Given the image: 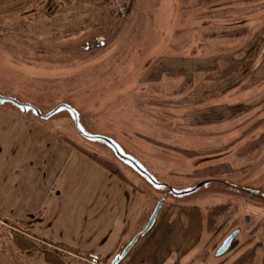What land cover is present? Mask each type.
<instances>
[{"label": "rangeland", "instance_id": "374dc122", "mask_svg": "<svg viewBox=\"0 0 264 264\" xmlns=\"http://www.w3.org/2000/svg\"><path fill=\"white\" fill-rule=\"evenodd\" d=\"M103 2L53 0L61 5L58 15L42 8L36 16L1 17L0 94L43 113L68 103L86 130L112 138L172 187L226 179L264 192V0ZM118 3L124 14L116 12ZM228 24L244 32L224 35ZM203 34L211 39L205 47ZM206 81L212 82L209 93L198 86ZM102 175L137 194L130 219L137 235L163 193L147 187L106 147L83 140L68 114L42 121L0 107L1 264H44L50 250L57 264H93L91 252L48 241L29 242L31 248L19 252L12 229L43 235L46 224L27 231L2 209L10 214L14 207L22 217L31 210L55 214L61 202L62 215L50 232L69 240L83 227L84 201L110 192ZM183 203L202 213L199 264H235L246 253H253L252 264H264L263 201L214 188ZM89 212L87 236L100 231L101 239L112 216L103 217L104 209ZM235 229L232 247L215 258ZM126 238L107 260L97 258L99 264H110L132 239Z\"/></svg>", "mask_w": 264, "mask_h": 264}, {"label": "crops", "instance_id": "0c3cea01", "mask_svg": "<svg viewBox=\"0 0 264 264\" xmlns=\"http://www.w3.org/2000/svg\"><path fill=\"white\" fill-rule=\"evenodd\" d=\"M103 179L101 184L105 185L110 192L101 196L98 194L95 198L92 196L88 197L84 201L81 211L83 220L81 224L83 227L75 235L72 234L69 240L66 239L67 237H65L63 232H50L52 227L56 225L59 215H62L61 202H59L60 206L56 209L55 214H47L46 212L43 214L41 211L31 210L23 217L15 215L14 207L10 214L4 207L2 210L6 215L10 216L12 221L19 226L26 225L27 231H34L33 229L40 228L37 225L46 224L43 227L45 229L43 235L33 234V232H31V235L17 229H12V231L17 232V235L10 234V239H13L12 243L15 249L19 252H24L26 251L25 249L31 248L29 242L38 245L39 243L43 244L45 241H48L54 245L77 247L80 251L91 252L92 255H95L101 260H107L114 255L123 239L127 237L126 239L129 241L136 234L130 228V219L133 216L132 211L134 209H131V205L136 202L137 194H132L130 189L120 181L113 179L110 175L103 176ZM53 194L56 201L62 200V195L58 191ZM6 200H9V198ZM21 208L25 210L27 204H22ZM93 208H96L97 212L99 209H104L103 217L112 216L109 219V222L112 221L107 232L101 239L100 231H91L87 236V229L90 222L89 211ZM135 212L137 211L135 210ZM98 223L99 221H94L92 224L97 225ZM62 227V224H60L59 228ZM33 235L39 237V239H35ZM201 235L202 213L198 206L192 205L191 203L189 204L188 211L184 213L180 203L166 202L152 230L138 240L136 246L123 259L122 264H142L144 261H147L148 264H199L197 260L202 246ZM19 238L27 240L28 243L24 245L20 244V242L16 243V241H20L18 240ZM94 240H99L98 245L92 244ZM48 246L51 249L58 250L57 247ZM48 252L43 255V263L57 264L53 256L54 253L51 250ZM1 262L0 259V264Z\"/></svg>", "mask_w": 264, "mask_h": 264}, {"label": "water", "instance_id": "95a60500", "mask_svg": "<svg viewBox=\"0 0 264 264\" xmlns=\"http://www.w3.org/2000/svg\"><path fill=\"white\" fill-rule=\"evenodd\" d=\"M0 107H10L18 114L30 115L42 121L51 120L61 113L68 114L76 133L83 140L106 147L119 162L129 168L147 187L156 192L163 193V197L155 205L144 229L135 235L131 241L115 255L110 264H119L136 246L139 238L148 234L152 230L156 223L157 216L164 206L167 198H170L173 202L177 203L189 202L192 198H195L198 193L204 191L205 189L209 190L217 188L225 192L231 191L235 194L264 202V192L262 190L241 187L226 179L200 180L186 188H175L167 183L158 181L155 175L151 174L135 157H133L130 153H127L124 148L112 138L94 134L86 130L82 125L79 112L68 103L59 104L52 110L43 113L37 106L31 103H24L16 97L4 96L0 94ZM248 222L249 219H245V223ZM238 234L239 231L235 230L228 237H226L221 246L216 250L215 257H221L227 253L232 247V243ZM91 258L93 264H99V259L93 256Z\"/></svg>", "mask_w": 264, "mask_h": 264}, {"label": "trees", "instance_id": "16d2710c", "mask_svg": "<svg viewBox=\"0 0 264 264\" xmlns=\"http://www.w3.org/2000/svg\"><path fill=\"white\" fill-rule=\"evenodd\" d=\"M65 2H70V0H64ZM104 2H107V0H103ZM211 1V0H209ZM34 2V1H33ZM53 0H47V2L45 1V3L40 7L38 5H33L31 4L32 1H25V0H0V19L1 17H4V16H8V15H15V14H18L16 15L15 17H23V16H26L28 14H33L34 16H36L38 14L39 11H43L42 8L44 9H48L50 11V14L51 13H57V15L59 14L58 12L54 11L55 9L59 8L61 5L60 4H53L52 3ZM103 2V3H104ZM68 6V3L65 4V7ZM210 6V5H209ZM30 8V11H28L27 9ZM27 10V11H26ZM19 13H21L19 15ZM49 15V14H48ZM47 15V16H48ZM240 26V24H238ZM225 28H230V29H227L228 31L224 30L223 33H225L224 35L228 34V33H235V34H238L239 32H244L241 27H233L231 24H228L226 25ZM238 36V35H237ZM207 39V41L205 40ZM210 38L206 37L204 34H203V37H201L200 39V42L202 41L201 43V46L205 47V44L209 45L210 43ZM243 46V45H242ZM243 48V47H242ZM240 49V48H239ZM233 52V51H232ZM218 53V52H217ZM226 53H218L217 55L221 56V55H225ZM254 74V73H253ZM221 73H219L218 76H220ZM193 80V79H192ZM227 80V78H224L223 81ZM194 81V80H193ZM217 81H220V80H217ZM196 84H198V82H194ZM212 82L211 81H206V82H201L198 84V86L200 87V89H203V87L206 89L204 90V93L210 89V86L211 84H209ZM241 84H244V82H242ZM219 85V90L220 89H223L225 86L224 85H221V84H218ZM196 87V85L194 86ZM242 87V86H241ZM202 92V91H201ZM220 93V92H219ZM139 161V160H138ZM140 162V161H139ZM141 163V162H140ZM142 164V163H141ZM143 165V164H142ZM144 166V165H143ZM145 167V166H144ZM212 168L214 166H211ZM146 168V167H145ZM147 169V168H146ZM209 170V168H207ZM148 170V169H147ZM149 171V170H148ZM151 174L155 175L154 172H151L149 171ZM171 175H175L173 173H171ZM156 178L158 179V181H161V182H164V183H167L163 180H161V178L157 177L158 175H155ZM169 184V183H167ZM180 205H182V209H183V212L185 213L186 211H188L189 209V205H187V203H180ZM140 220V223L142 221V219H139ZM252 257H253V253H246L245 255H243L239 260L238 262L236 261L235 264H252ZM142 264H148L147 261H144Z\"/></svg>", "mask_w": 264, "mask_h": 264}, {"label": "built area", "instance_id": "2783aa9c", "mask_svg": "<svg viewBox=\"0 0 264 264\" xmlns=\"http://www.w3.org/2000/svg\"><path fill=\"white\" fill-rule=\"evenodd\" d=\"M116 12L119 13V14H124L125 8H124L123 4H119V3L117 4Z\"/></svg>", "mask_w": 264, "mask_h": 264}, {"label": "flooded vegetation", "instance_id": "af4514ba", "mask_svg": "<svg viewBox=\"0 0 264 264\" xmlns=\"http://www.w3.org/2000/svg\"><path fill=\"white\" fill-rule=\"evenodd\" d=\"M235 230H238V229H235ZM235 230H233V231H235ZM238 231H239V230H238ZM232 244H233V243H232ZM100 261H103V260H100ZM100 261H99V262H100Z\"/></svg>", "mask_w": 264, "mask_h": 264}]
</instances>
